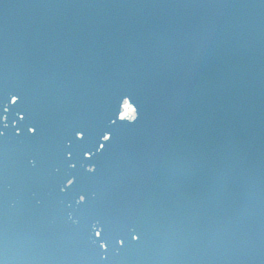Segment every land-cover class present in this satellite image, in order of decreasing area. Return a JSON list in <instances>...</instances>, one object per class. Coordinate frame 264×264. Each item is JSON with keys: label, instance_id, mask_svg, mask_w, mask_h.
Masks as SVG:
<instances>
[{"label": "snow or ice", "instance_id": "6c2138e0", "mask_svg": "<svg viewBox=\"0 0 264 264\" xmlns=\"http://www.w3.org/2000/svg\"><path fill=\"white\" fill-rule=\"evenodd\" d=\"M259 7L264 11V0ZM159 48L162 54L157 60L129 59L119 67L122 77L146 88L150 109L145 128L126 145L117 147L116 171L121 179L109 191L102 207L77 193L74 212L67 214L69 224L62 216L49 214L37 191L29 189L27 197L21 199L16 239L25 264H150L152 257L181 249L250 242L251 236L241 233L240 226L244 217L254 212L252 137L247 130H241L239 106L225 96L233 79L231 70H218L214 79L204 75L210 71V58L225 50L224 42L202 32ZM11 102H16L15 95ZM119 103L120 98L118 106ZM27 131L38 129L33 126ZM101 138L108 144L112 142L103 133ZM88 139L86 127H72L73 146L58 147L57 170L60 166L76 167L77 149L81 158L92 162L99 149L108 146L97 139L89 147ZM260 162V231L264 248V149ZM39 167L35 156H25L26 176ZM245 170L247 206L240 213L225 214L223 209L234 182ZM96 172L94 164L84 170V178L95 177ZM157 177L161 178L159 182ZM8 180L7 151L0 150V264H12ZM75 181V177L64 175L55 187L64 192ZM187 190L196 194L188 195ZM100 211L120 221L134 219L140 227L126 234H112L98 218ZM82 223L86 227L81 228Z\"/></svg>", "mask_w": 264, "mask_h": 264}, {"label": "water", "instance_id": "95a60500", "mask_svg": "<svg viewBox=\"0 0 264 264\" xmlns=\"http://www.w3.org/2000/svg\"><path fill=\"white\" fill-rule=\"evenodd\" d=\"M259 2V0H252V2L247 4L244 0H239L235 9L231 10L232 8L229 7L221 10L222 16H224L229 22L227 27L224 29V32L219 33V29H217L212 33V37L224 38V44L228 45L229 42L225 41L226 36H235L232 26L233 20L241 24H243L242 19L249 20L247 16L248 13L252 15L260 10L256 7L260 4ZM56 3L60 4V0H55V2L52 0L51 2H44V4L42 2L39 3L36 0H0V49H5L8 46L15 48V50L13 52H9V54L10 56L15 55L16 61H14V63L18 66L21 73L28 71L30 74L34 71L38 72L40 70L39 68L43 69L41 70V72H43L42 78H46L47 81L42 82V87L38 90V93L42 94L44 100L46 101L51 98H59L58 104L63 105L64 107L66 106L69 97L67 88L65 86H61L58 93H56L54 89L55 86L53 87L51 84L52 77L49 76L52 72L56 73V71H58H55L56 63L62 69H71L72 71H69L68 74L73 76L74 80H80L79 74L81 72L78 69V66L79 64L84 63L83 60L93 59V47H101L107 52L113 46V42L117 46L121 44L123 36L127 37L126 30L127 32L133 33L134 36L132 37V41L129 43L128 48L132 49L137 47L134 44L132 45V43L135 42L139 45L138 54H140L139 52L141 51V48H143V54L153 55V53L159 49L160 45L168 41V36H178L177 31H172V36L171 33L168 35L159 31L155 32L154 28L156 26L154 25H152L151 28L146 26L147 29H151V32L144 27V25H146V21L148 20L146 14L147 12L144 8L152 7L150 0H88L87 2L84 0H68L64 3L65 5H68V9H65L63 13L58 12L59 8ZM51 4L55 7L56 13L58 12L56 15L53 10L47 12V9ZM145 4H147V6H144ZM240 14L242 15L241 18H239ZM21 19L29 21L24 24ZM6 20L10 21L11 27L17 34L13 36L9 35L10 33L7 32L5 23ZM217 20H219V18ZM36 23L38 24L39 29H41L39 26L40 23L44 28L46 27L45 30L48 34V39H46L45 42H51L57 47L56 49H52V47L48 44H46L45 48H37L39 46L37 43L39 37L37 36V33H34L32 29H30L32 25ZM237 24L238 23L235 25ZM20 27H24L28 30ZM102 28H106V30H99ZM110 28H115L117 29V32L121 33L119 37H112L113 42L110 38H104L103 40L94 38L91 41L89 34L104 32L103 34L105 35V32L110 30ZM231 29H233V31ZM174 39L175 38L172 40L174 41ZM238 40H240V37L234 38L229 46L233 43H238ZM103 42L106 44L101 45ZM175 42H179V40L176 39ZM142 45L145 47H141ZM58 46L63 47V49L60 50ZM136 58L139 57L135 54H128L124 57V61L127 62L129 59ZM83 65L87 66L88 64L84 63ZM29 79H31V77H29ZM9 84L11 85L13 83L9 82ZM27 85L33 86V83L27 82ZM48 88H51L52 91H49ZM237 90L238 87L236 85L230 84L225 93L226 98H231ZM10 94L11 96H16L15 104L20 105L24 108V110H27V115L22 113L23 115L20 114L19 117L21 118L20 121L22 127H24L23 129L26 130L25 134L27 137H33V135L28 136L30 133L27 129L32 128V125L36 122L33 118H38L37 116L34 117L36 115L35 111L41 109H48L52 111L53 108L50 106L48 108L26 106L27 104H24V100H27L32 95L26 89V85L24 86L22 82L15 83V86L10 89ZM23 95L26 96L22 99ZM86 98L87 100L85 101V104L94 103L98 108L101 106L99 101H102V103L107 102L105 97L95 93L90 97L86 96ZM259 98L264 99V96H260ZM246 99L247 98L243 97L240 101ZM252 110L253 113H255L256 107ZM58 114H60V112ZM254 115L256 114H252L251 116L253 117ZM62 119L65 120L66 117ZM62 123H64V121H62ZM260 123V119H253L250 129L247 130L249 134L259 128ZM69 125H72V123H69ZM43 130H47L49 133L55 135L57 134V129L53 123L46 124L43 127ZM36 138L40 139L41 137L37 136ZM29 142L31 144L30 149H37L38 147L43 146L42 143H40L39 146L37 140L32 142L29 140ZM32 154L36 155L35 153ZM48 166L54 169L55 166H57L56 158L51 161ZM80 173L82 174L83 172L80 170ZM38 174L39 172L35 170L33 175L37 177ZM81 174H79V176ZM101 174L102 172L98 173V175ZM86 179L88 180H86V183H91V186L96 191V189L103 190L104 185L102 182H106L110 179V177L105 174ZM113 179L117 182L120 181V178L117 177H114ZM109 221L111 224L110 228H112L113 231H117L118 220L114 217H110ZM125 224L126 227H129L128 223ZM127 230H129V228H127Z\"/></svg>", "mask_w": 264, "mask_h": 264}]
</instances>
